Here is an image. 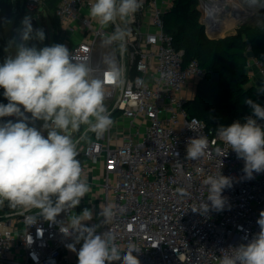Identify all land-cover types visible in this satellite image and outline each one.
<instances>
[{"label": "built area", "instance_id": "built-area-1", "mask_svg": "<svg viewBox=\"0 0 264 264\" xmlns=\"http://www.w3.org/2000/svg\"><path fill=\"white\" fill-rule=\"evenodd\" d=\"M173 1L142 0V7L128 18L126 52L121 55L116 44H102L95 60L96 42L103 41L115 25L102 29L89 16L94 0H61L58 4L55 16L65 38H58L57 43L67 46L74 60L102 71L106 53L126 68L127 84L123 88L109 86L105 100L113 126L101 138L88 133L90 137L78 144L77 158L83 174L103 162L102 203L114 206V216L98 232L114 233L122 252L131 241L140 248L134 253L140 264H220L221 249L234 251L232 248L247 244L260 231L257 219L264 210V172L247 179L243 159L223 143L217 131L185 110L181 92L202 72L195 61L183 66L182 51L176 50L164 33L162 16ZM196 2L199 21L210 37L209 5L217 11L228 5L216 0ZM40 4L42 0H25L21 12L37 21ZM117 23L124 26L119 19ZM74 33L83 39L72 43L69 36ZM161 73L170 75L161 79ZM261 73L264 75L262 67ZM137 77L144 80L143 87L136 85ZM41 123L37 121L36 126ZM199 136L208 138L207 152L198 160H188V141ZM219 173L232 181V187L222 193L227 198L224 210L193 212L207 198L204 179ZM25 216H36L37 222L26 223ZM66 219L67 214L61 213L55 223L49 222L39 217L36 209L16 208L5 213L0 219V264H69L63 253L73 238L60 231ZM101 220L85 223L91 226Z\"/></svg>", "mask_w": 264, "mask_h": 264}, {"label": "clouds", "instance_id": "clouds-1", "mask_svg": "<svg viewBox=\"0 0 264 264\" xmlns=\"http://www.w3.org/2000/svg\"><path fill=\"white\" fill-rule=\"evenodd\" d=\"M247 3L264 8V0ZM141 7L142 0L90 3L88 14L100 28L115 25L105 35L103 46L116 44L121 55L126 52L128 18H133ZM118 19L124 26L117 23ZM45 38L43 28L34 29L32 17L25 15L16 36L7 42V55L0 63V88L8 101L0 103V118H16L0 120V206L7 201L11 208L36 209L39 217L53 223L61 213H66L67 227L65 222L61 223L60 231L73 238L66 247L77 254L78 264H140L134 255L140 252L136 243L128 242L122 252L114 233L98 232L114 216V206L100 205L97 215L102 220L91 226L85 222L93 219L92 209L84 208L79 214L74 211L91 191L77 158L78 144L88 139V133L101 138L113 126L105 100L109 86L123 88L127 84L126 68L112 54L102 57L105 68L101 71L87 62L74 60L63 44L38 48L29 43L43 42ZM169 75L161 73V79ZM144 84L142 78H136L138 87ZM256 93L264 95V81L257 85ZM243 103L250 107L251 114L244 117V122L236 120L218 127L217 135L243 159V172L247 179H252L253 173L264 172V106L247 97ZM37 121L42 122L39 127ZM82 126L84 131L74 138L72 133H80ZM207 149V137L192 138L187 144L186 158L198 160ZM203 183L207 185V198L192 211H223L227 198L222 193L232 187L231 178L219 173L208 175ZM178 191L186 194L182 189ZM25 222L35 224L37 217L25 216ZM257 224L260 231L247 244L232 248L231 252L221 249L220 264H264V210L259 213ZM77 244L81 245L78 251Z\"/></svg>", "mask_w": 264, "mask_h": 264}, {"label": "trees", "instance_id": "trees-1", "mask_svg": "<svg viewBox=\"0 0 264 264\" xmlns=\"http://www.w3.org/2000/svg\"><path fill=\"white\" fill-rule=\"evenodd\" d=\"M60 2L42 0L41 5L53 27L56 43L60 30L55 11ZM12 15L11 0H0V42ZM199 17L196 0H174L163 13V30L173 47L182 51L183 66L195 61L202 72L195 97L185 103V110L188 115L197 117L208 128L217 131L218 127L228 126L233 121L244 122V117L251 114L250 107L243 103L246 97L264 106V95H257L256 87L249 83V59L246 57L247 51H251L264 68V8L258 25L240 26L233 34L217 40L206 36ZM4 58L0 50V63ZM3 91H0V103L6 104L8 101ZM6 211L5 207L0 208V219L9 212Z\"/></svg>", "mask_w": 264, "mask_h": 264}, {"label": "rangeland", "instance_id": "rangeland-1", "mask_svg": "<svg viewBox=\"0 0 264 264\" xmlns=\"http://www.w3.org/2000/svg\"><path fill=\"white\" fill-rule=\"evenodd\" d=\"M233 7L234 9L236 8H240L242 9V11L240 12L241 15L239 16L240 18L244 17L245 16V19L244 21L242 20H238V22L235 23H232L231 24V27L230 29L233 27V26H237L238 28L240 26H243V25H251V26H254V25H258L261 21V17H262V8L257 6V7H250L247 3V0H233ZM12 3H13V7L15 6V0H12ZM42 4H40V18L36 21L37 23V26L38 28H43V30L45 31V40L43 42H39V41H30V45L31 44H36V46L38 48H41V47H44V46H51L52 44H55V40L53 38V27L51 25V22L47 16V12L45 10L42 9ZM15 9V7H14ZM23 9H21L22 11ZM240 10H237V12L239 13ZM26 15H29V14H26ZM25 15H23L22 13H19V11L17 12H14L13 11V15L12 17L10 18L9 22H8V25L6 27V29L4 30L3 34H2V40L0 42V50L5 53L4 55H7V53L4 51L6 45H7V42L12 39L14 36H16V29H18L20 27V22L22 20V18L24 17ZM239 17H236L237 19ZM243 23V24H242ZM14 29V31H13ZM235 29H231L230 31L234 32ZM229 33V32H227ZM226 33V34H227ZM217 35V34H216ZM224 35V34H223ZM222 36V35H220ZM63 35L61 34V32L59 33V38L62 39ZM71 44V43H70ZM102 50V42L100 40H98L96 42V45H95V48L93 50V58L94 60L96 59V54H98L100 51ZM14 51V49H13ZM105 53V51H104ZM106 54V53H105ZM104 54V56H105ZM191 82V86H188V91H189V95H188V99H186V102L194 99L195 97V88L197 86V83L199 81V78H192L190 79ZM187 88V86H186ZM185 88V89H186ZM122 122H125L124 120ZM84 131V127L82 126V129H81V132L80 133H75L74 137H77L79 135H81V133ZM88 137H90V135L88 134ZM16 208H11L9 207V205L7 204L5 206V210L7 211H13L15 210ZM6 211V212H7Z\"/></svg>", "mask_w": 264, "mask_h": 264}, {"label": "crops", "instance_id": "crops-1", "mask_svg": "<svg viewBox=\"0 0 264 264\" xmlns=\"http://www.w3.org/2000/svg\"><path fill=\"white\" fill-rule=\"evenodd\" d=\"M24 1L25 0H15V6H14L15 9H14L13 3L11 0L12 12L13 11L14 12L19 11V13H22L21 9H23ZM64 38H65V36H64ZM69 39L71 40L72 43L80 42L83 39V36L79 33H74L73 35L69 36ZM247 73H248V77H249V83L251 85H254L255 87H257V85L261 81H264V75H262V73H261V66L254 59V57L250 58L248 60ZM191 82L192 81L189 80L186 84L187 88L185 86L184 89L182 90L181 96L183 98L188 99L189 91L187 89H188V86H191ZM0 91H2V88H0ZM121 124L124 125L123 130L126 131L127 127H126L125 122L121 121ZM103 175L104 174H103V162L102 161H100L99 164L93 165L90 167V169H88V171L84 174V176L86 177L88 183L91 186V191L88 194H86V196L81 200L80 205L74 209V211L77 214H79L84 208L92 209L93 210V219L91 221L99 222L101 219L100 217H98L97 214L100 211L99 206L103 205V203H102V201H103V190H102V186H101L102 182H103ZM7 204H8L7 201H5L4 205L0 206V208L5 207ZM15 225H18V223H16ZM80 247H81L80 244L76 245L77 251L79 250ZM63 257L68 260L69 264H78V257H77V254L75 252L66 250L63 253Z\"/></svg>", "mask_w": 264, "mask_h": 264}, {"label": "bare ground", "instance_id": "bare-ground-1", "mask_svg": "<svg viewBox=\"0 0 264 264\" xmlns=\"http://www.w3.org/2000/svg\"><path fill=\"white\" fill-rule=\"evenodd\" d=\"M217 2H221L222 3V6L223 4H227L228 5V10L225 11V10H221L219 9V11H217L215 9V6L210 4L209 5V8L210 10L207 11V16H208V24H209V28H208V31L209 30H215V28L217 29V32L214 33V35H211L210 36H220L222 34H224L225 32H229L231 29L234 28V26L230 29L231 27V24L232 23H235L238 22V20H242L244 21L245 19V16L240 18L239 16L241 15V11L242 9L240 8H236L234 9L233 5V0H216ZM204 9H206L208 7L207 4H204L202 6ZM212 10V11H211ZM237 10H240L239 13L237 12ZM236 17H239L238 19ZM217 34V35H216ZM223 36V35H222Z\"/></svg>", "mask_w": 264, "mask_h": 264}, {"label": "water", "instance_id": "water-1", "mask_svg": "<svg viewBox=\"0 0 264 264\" xmlns=\"http://www.w3.org/2000/svg\"><path fill=\"white\" fill-rule=\"evenodd\" d=\"M228 9V7H225L224 8V10L226 11ZM198 13H200V10L198 9ZM32 24H33V28L35 29V28H38V26H37V23H36V20L35 19H33L32 18ZM243 24V23H242ZM234 29H235V31L238 29V27L237 26H234ZM212 30V29H211ZM234 31V30H233ZM217 32V29L215 28V30H212V33H211V35H214V33H216ZM233 32L232 31H230L229 33H227V34H225L224 36H210V37H208L209 39H213V40H217V39H220V38H223V37H225V36H227V35H229V34H232ZM246 57L248 58V59H250V58H253V53L251 52V51H247V53H246Z\"/></svg>", "mask_w": 264, "mask_h": 264}]
</instances>
